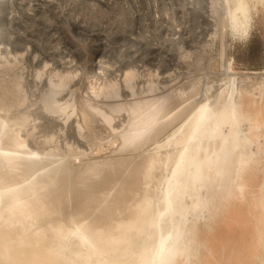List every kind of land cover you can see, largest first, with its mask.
Masks as SVG:
<instances>
[{
  "label": "rangeland",
  "instance_id": "obj_1",
  "mask_svg": "<svg viewBox=\"0 0 264 264\" xmlns=\"http://www.w3.org/2000/svg\"><path fill=\"white\" fill-rule=\"evenodd\" d=\"M37 1L41 3L39 12L26 10L28 8L25 9L23 5L20 6L14 3L11 7V4L8 6V3H4L7 7H3L0 13V47L23 45L25 48L20 51H29V56H25L20 65L25 68L24 71L26 74H29L31 78L34 76L32 81L35 83L32 84L33 86L25 87V90L27 88L31 90H26L27 97L30 96L27 100L30 99L31 101L29 100V103L26 102L25 106L18 105L17 107L15 103L16 95L12 91V87L8 85L9 82H7V80H9L10 73H12L13 70L18 72L21 70V67H19V64L14 65V67L13 64L15 63L12 62L14 59L10 61V57H7L4 51L5 48H2L3 50H0V67L3 66L0 72V107L4 109L0 108V114L18 117L23 113L24 109H26L24 111H29L31 117L29 118L28 128L34 126V132L35 134L37 133L39 137L43 134H50L48 137L45 135L41 137L42 139H48L44 141L45 146L43 145L46 151L50 149L53 150L55 149L54 147H57L56 149H58L59 152L62 151L60 153L68 155L69 152L73 153L74 151L75 153V151H79L78 149H86L85 146H88L86 149L88 156L84 155V157H82L83 163H85L84 166L86 164L88 167L93 168L100 166L94 169L96 174L93 173L92 175L91 171L90 173L92 176H89L96 180L97 177L101 176L100 173H102V170L100 169H102L103 166L105 169L103 168L102 174L104 176L109 175V177L106 176V180L100 177L97 181H93L94 192L96 191L95 189L98 182L101 183L99 185H102L105 181L104 185L99 187L101 189L97 190L96 193L101 194L105 191L107 193L109 190L108 193L112 195L111 192L115 189L116 191L120 189L117 186L119 184L118 180H120L121 184L123 182V185L126 186L123 190L121 189L122 192L129 190L128 181L126 180L127 183H125L124 180L133 170L131 165H134L135 162H140L141 160L139 159H141V157L147 155L151 148L153 149L157 144L165 141L179 126L178 122H176L177 124L173 125L175 127L172 126L170 128L171 130L168 132L166 131L160 134L156 142L149 144L139 151L127 148V151L124 150L125 148L122 149V146H124L122 144L123 141L117 134L128 126L130 119L129 113L126 112V110L116 111L117 113L113 112L114 114L112 117L114 116L116 118L113 117L114 120L110 124L108 121L106 124V119L102 120L103 118L98 115L99 111L111 115L109 103L113 98L109 95L110 91L109 93L107 92L110 86L107 88L105 87L107 86L106 82L108 80L110 81L111 79L114 83V81H117L119 78L120 81H115L116 86L119 85L117 86L118 90H124V92L127 90L126 94L130 91L132 92L134 87L135 92L144 91L143 93H145L152 85L156 87L157 84L158 87H156L157 91H155V93L165 92L166 90L169 92L171 88L172 90L174 88L178 90L183 87L186 88V90L188 89L189 92L191 90L190 93H187L195 96L193 99V96L190 97V95L187 94L189 98H192L187 102L190 106L206 99L208 96H215L221 90L227 94L234 85H237L239 91L237 103L240 106L238 107L236 116L227 118L228 125H226L227 130L224 135L221 134L219 139L207 137L200 141L199 146L197 145L198 143H190L191 148H193L194 156L202 161L201 170H199L198 167L193 168V172L196 176L195 178L198 177L199 181L198 184L191 189L190 194L192 196L187 198V193L182 196H178L176 195L177 193H175L173 195L174 197L172 196V201L175 206L174 217L176 223L180 226V231L183 234L182 237L186 240V245L176 257H173L171 264H245L248 263V254L250 252L249 244L254 245V253L251 256L250 264H264V208L259 197H254L248 191V189L253 187H255L256 191H260L264 178V116H261L259 110V107L264 104V6L259 5L258 10L253 11L255 20L253 29L248 36L241 37L239 35L234 36L233 33L235 34V32L232 33L231 23L226 21L224 17L222 18V16L220 18L215 17L218 16V9L215 8L217 12L214 11L215 9L211 10L210 2L207 1L205 5L204 0L203 3L202 0H176L174 8H171L174 14V24L179 25L184 23L190 26L203 25V29L190 27L181 30L167 29V25L169 24L166 20L156 22L153 19V13L155 11L154 0H126L125 4H120L119 1V3L113 2L108 10L98 12H95L90 4H81L78 3L77 0H34L32 2L34 3ZM159 2H162V0H159ZM161 6L162 5L159 3L160 11H162ZM203 12H205V15ZM217 19L220 20L218 21ZM94 41L98 43L106 41L109 45L107 47V61L97 64L96 62L85 59L86 53L91 52ZM182 47L185 48L182 49ZM224 48L225 51H223ZM183 50L186 53L188 51V53L186 54ZM36 55L37 57H35ZM8 61L9 63H7ZM228 61L234 63V68L238 74L231 73L228 70ZM9 64H11V66ZM130 69L134 70L137 79L135 78L133 81L131 79L133 85H129L132 88L129 86L125 87L127 88L125 89L124 86L126 85L123 82V76L126 72L125 70ZM67 71L69 73H67ZM60 72H62V74ZM168 73L171 74L168 75ZM72 74L77 75L73 76ZM137 74H139V76ZM66 75L70 76L69 79H71L70 81L74 83V85L72 86V84L69 83L65 85L66 89L64 86L63 88L62 85H60L63 89L56 94L55 91H58L57 88L59 86L57 88H52L50 86H57L58 81L59 84H61L60 79ZM115 75L117 77H115ZM66 79L69 80L68 78ZM52 80L54 83H52ZM162 85H165L164 88ZM74 86L75 88L72 90ZM51 88L54 89L53 92L55 94L51 91ZM137 88L141 89L136 91L138 90ZM68 89H71L70 92ZM128 89L130 91H128ZM131 92L130 94L128 93V99L133 98ZM247 92H251L255 96L250 97L246 94ZM126 94L122 92V97ZM51 95L55 96V101H61V103H54V100L52 101L51 99V104L53 105L44 106V104H46L44 100ZM41 96L45 97V99L43 98V100ZM62 96L65 100L61 98ZM188 97L186 96V98ZM82 100L86 103L88 102V105L84 104ZM255 100L259 101L257 106L259 113H252L247 108V104H251ZM68 101L69 103H67ZM176 101L178 102H175L173 105L175 106L178 104V107L176 106L175 108L177 109L174 110L175 108H173L172 105L173 112L171 113L177 112L183 105H179L181 100ZM9 103L12 105H8ZM65 103L68 107L65 106ZM56 104H58L59 107L60 105L63 108L66 107L65 109L67 110L65 111L63 108H59ZM89 104L90 108L92 105L93 107H95L96 104L98 105L94 108L95 110L92 108L97 112V115L95 112H93L95 114L89 113L88 111L90 108L89 110L86 107L83 108V106L89 107ZM55 106L60 109V112L58 110L59 113L56 112V116H52L53 112L57 111L55 110L57 109ZM25 107H27L28 110ZM51 107H54L55 111L51 112L52 114L50 115V113L48 114V110ZM98 107L99 111L97 110ZM79 108L84 109L82 110V112L85 111L83 114L86 113L89 118H86L88 116H82L81 109ZM14 109L17 111H14ZM18 111H20V113ZM50 111L52 110L50 109ZM16 112L17 114H14ZM91 115H96L95 117H98L99 120L94 118V116H92V118ZM42 117L45 120L42 119ZM52 117H54V119L57 117L61 122H58L57 118V121H55ZM82 117L83 119H81ZM86 119H89L90 124ZM81 120H84V122ZM49 121L50 124H53L51 125L52 128L51 126L49 127V124L48 126L46 125ZM53 121H55V123ZM74 123H76L77 126L80 125L82 130L77 126L76 129ZM115 123L118 125L116 126ZM56 124H58V126ZM85 125L92 126L89 128ZM113 125H115L114 127L118 133L116 130L114 131L115 128H110L113 127ZM42 126L43 128H41ZM76 130H78V132ZM79 130L81 131V135ZM75 131L79 133L80 136L76 134ZM91 133L96 135L95 137L97 138H93ZM51 135L54 136V138H52L53 140L50 138L52 137ZM81 138L85 141L84 147H81L77 141ZM49 139L52 141H49ZM93 139L95 142H92L94 141ZM48 141L49 145L46 144ZM42 143L40 144L41 146ZM57 144L59 145L57 146ZM173 146L174 143L169 148L171 149ZM125 157H129L127 163L131 166L130 168H128L126 162L120 164V159ZM133 160L136 161L134 162ZM86 161H89V164ZM116 163H118V165ZM107 164L110 165V168ZM84 166L82 169L85 168ZM122 166H124V168L127 166L123 172L120 168ZM113 167H116L115 170ZM162 167H159L157 173H165L166 168L164 166ZM131 168L132 170L130 172L129 169ZM117 169H120V173H123L125 176L124 179L122 178L123 175L121 176ZM108 170L109 174L107 173ZM162 170H164V172H162ZM128 173L129 175H127ZM112 175H116L114 178H117L111 179L110 177H112ZM119 175L121 176L120 178H118ZM109 178L112 185L116 184V188L114 186H111L109 189L107 188L110 184ZM157 178L160 179L159 177ZM158 179L154 180L153 183L155 182V184L158 185L160 183ZM113 181L115 182L112 183ZM155 184H152V187ZM80 186L78 189H83ZM112 187L115 189L113 188L114 190H112ZM73 189L75 188L73 187ZM118 192L120 191L118 190L117 193L112 195L113 197L110 196V198L117 196ZM92 193L93 191H91L88 196L93 195ZM102 195L104 196L106 194L104 193ZM86 196L87 195L83 196V198ZM100 196L101 195L98 196V199ZM90 200L91 197L84 202ZM101 200H97L100 203L97 201L91 203V207L94 206L93 204L96 205L97 203H99L97 204L99 206ZM76 202L78 201L75 200V203H72V205H76ZM109 202L104 203L105 205L103 204L100 208H98V206H94V208L95 210L97 208L102 209L101 212H104L99 214H101V216L105 215L106 217L108 214L105 212V206L107 203L109 204ZM72 205L70 204L71 207ZM77 205L73 208L69 207L70 211L67 209V211L65 210L66 213L62 212V214H66L65 216L61 214V216L57 215L59 218L57 216L51 217L50 219L48 218L49 220L46 218L43 225L55 224L56 220L62 219L63 221H69L67 216L70 215L67 212L72 213L75 211ZM98 209L96 212L100 211ZM96 212L94 214H96ZM98 215L96 217H101ZM258 224L260 229H258ZM150 228L147 229L149 233L155 232L153 228ZM0 232V239L5 236L12 239L9 244H7L9 246V251L5 249V245L0 244V264H36V262H38V264H71L62 254H58L53 249H50V238L42 239L34 236L27 238L24 236L23 239L25 241L20 242L14 231L10 230L7 231L8 233H5L4 230H1ZM1 242L2 240H0V243ZM149 250L146 251L149 252ZM154 250L156 251V249ZM22 251L24 252L22 253ZM146 251L137 256H142L140 264L144 263L143 257L147 258L144 256L146 255L145 253H147ZM147 254L148 257L151 256L149 253ZM111 255L112 253L109 255L106 254L105 256L107 259L106 261L109 262L111 259L110 262L112 264L114 261H117V255L115 253ZM102 256L99 258L105 262V258ZM107 256L110 257L107 258ZM27 257L28 259H26ZM111 257H113L114 260ZM135 260L136 258H130L124 262L126 264H135ZM149 261L146 264H150Z\"/></svg>",
  "mask_w": 264,
  "mask_h": 264
},
{
  "label": "bare ground",
  "instance_id": "obj_2",
  "mask_svg": "<svg viewBox=\"0 0 264 264\" xmlns=\"http://www.w3.org/2000/svg\"><path fill=\"white\" fill-rule=\"evenodd\" d=\"M32 1L0 0V13L2 12L3 7H7V5H5L6 3H8V6H10L11 4V7L15 3V4H19L20 6L21 5L25 6V9L28 8L26 10H33L35 12H39L41 3L39 1L33 3ZM210 4L212 8V9L210 8L211 10H214L215 8L218 9V16L215 17L220 18L222 16V18L224 17L226 21L231 23V29L233 30L232 33L235 32V34L233 33L234 36L239 35L241 37H246L250 33L252 22L254 20L253 11H257L259 5L264 6V0H212L210 1ZM217 9H215L214 11H216ZM2 48H5L4 51L6 52L7 57H10V61L14 59V61H12L13 63H15L13 64V66L18 64L20 65V63L24 60V57L29 56L28 53L29 51L28 52L27 50L20 51L25 48L23 45H14L13 47H9V46L0 47V50ZM183 48L185 47H182V49ZM223 51H225V48L223 49ZM35 57H37V55ZM7 63H9V61ZM9 65L11 66V64ZM2 67H0V72ZM19 67H21V70L17 69L19 70L18 72L16 70H13L12 73H10L9 80H7V82H9L8 85L12 87V91L16 95L15 103L17 104V107L18 105L25 106L26 102L29 103L31 101L30 99H29L30 101L27 100V98H29L30 96L27 97L28 95L26 94V90L28 88L25 90V87H30L33 86L32 84H35L32 81V78L34 76L31 78L29 74H26V72L24 71L25 68L22 65H20ZM227 68L231 73L238 74L234 68V63L232 61H228ZM125 71L123 76L124 78L123 82L126 86H124V88L129 87L130 86L129 84L133 85L131 79L133 81L137 77L135 76L136 73H134V70L130 69ZM39 72L40 71L38 70V73ZM60 73L62 74V72ZM67 73L69 72L67 71ZM170 74L168 73V75ZM137 75L139 76V74ZM65 77L68 79L70 78L69 75L63 76L62 77L63 79L62 78L60 79L61 84H59L58 81L57 86L54 87L53 84H52L53 86H50L52 88H57L59 86L57 88L58 91H55L56 94L57 92L62 91L64 87L66 89L65 85L69 83H71L72 86L74 85V83L70 81L71 79L67 80ZM115 77L117 76L115 75ZM112 81L113 80L110 79L109 81L110 84L108 83L109 84L108 85L106 82L107 86L104 85L106 88L110 86L107 92L109 93L110 91L109 95L110 97L113 98L109 103L111 109L110 110L111 115H107L105 114V112L99 111L98 110L99 107L97 108V110L99 111L98 115L103 118L102 120L106 119L105 120L106 124L107 121L109 122V124L112 123L114 118H116L114 116H113L114 118L112 117V115L114 114L113 112L126 110V112L129 113L130 119L128 126L126 128L122 129L118 133V131L114 127L115 125H113V127H110L112 129L115 128L114 131L116 130L118 133L117 135L122 138L123 141L122 144L124 145L122 146L123 148L121 147L122 149L125 148L124 150L126 151L127 149L139 151L145 148L146 146H148L149 144L156 142L160 134L171 130L170 128L174 124L176 125L177 124L176 122H178L179 127H177V129H175L167 137L165 141L162 140L163 142L160 143L158 142L159 144H157L153 149L151 148V150L148 151L147 155H144L143 157H141V159H139L141 160L140 162L138 161L136 163L135 162L136 160H133L136 164L134 163V165L133 164L131 165L133 170L132 168L129 169L130 172L132 170L130 175L129 173L127 174L129 176L125 178L123 173H120V169H117L118 172L121 174V176L123 175L122 178L123 179L125 178L124 180L125 183H127L126 180L128 181L129 190L126 192L124 191L122 192L123 188H125L126 186L123 185L124 184L123 182L121 184L120 180H118L119 184L117 186L120 189H117V191L119 190L120 192H118L117 196H115L114 198H110V196L113 197L112 195L117 193L115 189L116 184L112 185L110 178L115 179L117 177L114 178V176L116 175H112V177L108 179L110 181L108 182L111 185L107 182L109 184V187L107 186L108 189L111 188V186L115 187V188L112 187V190L115 189L114 191H116V192L113 191L114 193L111 192L110 189L112 195L108 193L109 190L107 191V193L106 191L104 192L106 194L104 196L102 195L104 194L103 192L101 194L96 193L97 190L101 189L99 187H102L105 181L102 183V185H99L101 183L98 182L97 187L99 189L96 187L95 189L96 191L94 192L93 189L94 182L97 181L100 177L106 180L107 179L106 176L109 177V175L104 176L102 174L103 170L105 169L103 166L102 169H100L102 170V173H100L101 176L97 177V179L95 178L96 180L92 179L91 176L93 175V173H95L94 169L100 166H96L94 168L88 167L87 164L84 166L85 163H83L82 157L88 154V152L86 151L88 146H85L84 139L82 140L81 138L80 140L77 141L79 142L81 147L85 146L86 149H82L80 147L81 149H78L79 151L77 150L78 152L75 151V153L73 151V153L69 152V154L66 155L64 153H60L62 151L59 152L58 149H56L57 147H54L55 149L53 150L49 148L50 150L46 151L45 148H43V145L45 146L44 141L45 140L47 141L48 139H42L41 137L43 135L48 137V135L50 136V134L48 135L43 134L39 137V135L36 133L37 134L36 136L34 132L35 131L34 126L28 128L29 118L31 117V113L29 111H24L26 109L22 108L24 109L23 113L20 114L19 116L16 115L18 117H12L8 114L5 115L0 114V231L4 230L5 233H8L7 231L10 230L14 231L16 236L18 237L17 238L18 241L20 242L25 241L23 239L24 236L27 238L31 236L40 237L42 239L50 238V242H49L50 249H53L58 254H62L69 262H71V264H111L110 262L111 259L109 263L108 261H106L107 259L105 256L106 254L109 255L110 253H112V255L113 253L117 255V256L115 255L117 261L116 262L114 261V263L112 264H126L124 261L130 258H136L135 264H140L142 261L141 260L142 256L141 257H137V256L149 249L154 255L151 254L150 250L149 252L146 251L151 256L148 257V254L145 253L146 255L144 256L147 257V258L143 257L145 259V260L143 259L145 264L149 260H150L149 261L150 264H171V260L173 259V257H176L178 253L181 250H183L186 245L185 244L186 240L182 237L183 234L180 231L181 230L180 226L178 225V223H176V219L174 217L175 206L172 201V196L175 193H177L176 195L178 196H182L187 193L188 195L187 198L189 196H192L190 194L191 189L195 187V185L198 184L199 181L198 177L195 178L196 176L193 172V168L198 167L199 170H201L202 161L198 160L194 156L193 148H191L190 143L191 142L198 143L197 145L199 146L200 141L207 137L213 139L214 138L219 139L221 137V134L224 135V133L227 130L226 125H228L227 118L230 116L232 117L236 116L238 107L240 106L237 103V95L239 92L238 87L237 85H234L231 91L228 90L229 92L227 94H225L221 90L213 97L208 96L206 98L205 96L206 99L196 102L195 104L190 106V104L187 102L189 101V99L192 98L194 99L195 96L189 94L191 90L189 92L188 89L186 90V88H183L182 86H181L182 88L178 90L176 88L172 90L171 88V91L169 92L166 90L167 92L165 91L158 93L157 92L155 93V91H157L156 87H158V84L156 87H154L153 85L152 87L149 86L150 88L148 90L146 89L147 91L145 93H143L144 91L142 92L139 91V89L141 88L139 89L137 88L138 90L136 91L139 92H135V87L133 86L134 88L132 89V92L128 89V91L132 93L133 98L128 99L127 97L130 94V92H128L129 94L128 93L126 94L127 90H125V92L124 90L123 91L118 90L117 86L119 85L116 86V82L120 81V79L118 78L117 81L115 80L116 82L114 81V83ZM52 83H54V81ZM60 85L64 87L62 88ZM73 88H75V86L72 87V90ZM53 90L54 89H52L51 91L53 92ZM122 92L123 94L124 93L126 94L124 97H122ZM187 94L190 95V97L191 96L193 97L189 98ZM246 94L250 97L255 96L251 92H247ZM186 96L188 98H186ZM41 98L45 99V97L42 96ZM61 98H63V96ZM51 99L52 101L54 100L53 101L54 103H59V104L61 103V101L60 102H57V100L55 101V96L51 95L50 97L49 96L46 97V99L44 100V102L46 103L44 104V106L45 105L50 106L52 102ZM176 100L179 101L181 100L180 101L181 103L179 105L181 104L183 105L181 106L180 109L177 110V112L171 113L173 112L172 111L173 108H175L176 106L178 107L177 103H176L177 105L175 106L173 105L175 102H178ZM69 101L67 103H69ZM83 102L84 104L88 105V102L87 103L85 101ZM90 104L89 107L83 106V108L86 107L89 110ZM258 104L259 101L255 100L253 103L249 104V106L253 111H257ZM8 105H10V103ZM52 105L53 104H51V106ZM66 105L67 104L65 103V106ZM96 105L95 107H93L92 105V107L90 108L91 112L90 110L87 111L91 114L95 112L97 115V112L94 111ZM58 107L55 106V108H57L55 110L57 111L54 110V107L49 108L48 110L49 112L47 111L48 114L50 113L51 115L52 114L51 112L55 111L53 112L52 116L53 115L56 116L55 113L60 112L59 108L60 107L61 109L63 108L61 105L59 108ZM66 107L63 108L65 111L67 110L65 109ZM50 109L52 111H50ZM176 109L177 108H175L174 110ZM15 110L16 109H14V111ZM82 110L84 109H81L82 116L84 117L88 116L86 115V113L83 114V112L85 111L82 112ZM18 112L20 113V111ZM102 113L105 118L103 117ZM14 114H17V112ZM96 115H91V117L94 116V118H96L95 117ZM52 118L54 119V117ZM56 118L54 119L55 121L58 120V118L57 120ZM86 118H89V116ZM42 119L44 118L42 117ZM81 119H83V117ZM96 119H98V117ZM50 121L46 124L47 126L49 124V127L53 125L50 124ZM55 121L53 122L55 123ZM81 121L84 122V120ZM87 121L90 124L89 119ZM58 122H61V120H58ZM74 124H75L74 127L76 129L78 127L80 128V130H82L80 125L77 126L76 123ZM56 125L58 126V124ZM92 125H88V126L85 125V126L90 128V126ZM117 125L118 124H116V126ZM41 128H43V126ZM76 131L78 132V130ZM79 133L81 135V131ZM79 133L76 134L79 135ZM91 135L93 138L95 139L97 138L95 137L96 135L92 133ZM51 136H52L50 137L51 139L54 138L53 135ZM75 136L78 137L77 135ZM51 139H49V141L53 140ZM49 141L46 144H48ZM92 142H95V140ZM41 143L42 146L40 145ZM173 143L174 146L173 148L170 149L169 147ZM58 145L59 144H57V146ZM128 161H129V157L122 158L120 159V164H123L125 162L127 163ZM116 164L118 165V163ZM83 166L85 167L84 169H82ZM127 166L128 168L131 167L128 165V163ZM127 166H125V168L124 166H122L123 168L120 167L122 169V172L123 170L126 169ZM162 166L166 168L165 173L164 174L157 173L159 167ZM108 167L110 168V165H108ZM91 171H92V175L90 173ZM162 172H164V170H162ZM107 173L109 174V170ZM121 176L119 175L118 178H120ZM157 177H159L160 179H158ZM156 179L160 180V183L158 185H156L155 182L153 183V181ZM114 182L115 181H113L112 183ZM152 184L155 185H153L152 187ZM79 186L82 187L83 189H78ZM73 187L75 189H73ZM91 191H93L92 193L93 195L88 196V194H90ZM248 191L254 197L257 196L259 197V199L262 202V206L264 208V178L261 184L260 191H256L255 187L248 189ZM85 195H87L88 197L86 196L85 198H83V196ZM99 195H101L99 198L100 200L103 197L104 198L101 200V204L98 206L97 204L100 203L99 201H97L99 200L98 199ZM89 197H91V200L84 202L85 200H89ZM75 200L78 201L76 202V205L78 203L77 208H75L76 212L75 211H73L74 213L67 212L70 215L67 216V219L69 218V221H63V219L61 218L62 220L55 219L56 220L55 224L46 225V226L43 225V222L45 221L46 218L50 219L51 217L57 215L61 216L62 212H65V210L67 211V209L69 210L70 209L69 207H71L70 204L71 205L72 203L74 204ZM94 201L99 202L96 205L93 204L96 207L98 206V208L102 207L104 203L110 201L109 204L107 203V205L105 206V210H106L105 212H107L108 214L106 217L105 215L101 216V214H99L104 212V211L101 212L102 209L97 208L100 211L96 212L97 209L95 210L94 206L91 207V203H93ZM76 205L74 206L72 205L71 208L75 207ZM95 212L96 214L98 213L99 215L98 214L97 215L101 217H96L97 215L94 214ZM65 213H63L64 215L62 214V216H65L66 215ZM57 217L59 218V216ZM150 227L153 228L155 232L149 233V230L147 229ZM258 229H260L259 224H258ZM1 238L2 239L0 240H2V242L0 244L5 245L6 246L5 249L9 251V246L7 244H9V242L12 239H10V237L7 236ZM253 248L254 245L249 244L250 252L248 254V263L245 264H250L251 256L254 253ZM154 249H156V251ZM23 252L24 251H22V253ZM100 256L105 258L104 259L105 262L103 260H100L99 258ZM109 257L107 256V258ZM111 258L113 259V257ZM26 259H28V257ZM36 264H38V262H36Z\"/></svg>",
  "mask_w": 264,
  "mask_h": 264
},
{
  "label": "built area",
  "instance_id": "obj_3",
  "mask_svg": "<svg viewBox=\"0 0 264 264\" xmlns=\"http://www.w3.org/2000/svg\"><path fill=\"white\" fill-rule=\"evenodd\" d=\"M32 1V0H31ZM120 2V4H125L126 0H77L78 3H88L91 5V8L95 11H104V10H108V8L111 7L112 3H117ZM138 1V0H135ZM196 1H200V0H196ZM210 2L211 0H204V4L206 5V3ZM118 2V3H119ZM154 6H155V11L153 13V19L156 22H159L160 20H166V22L169 24L167 25V29H176V30H181V29H188L190 27H198L200 29H203V25H199V26H190L187 24H179L176 25L173 22V17L174 14L171 11V8H174V4L176 2V0H162V2H159V0H154ZM159 3L162 5V11H160V7H159ZM203 3V0H202ZM205 15V12H204ZM206 17V16H205ZM230 23V22H229ZM94 36V35H93ZM109 45L107 44L106 41L103 42H95L92 44V50L90 53H86V60L89 61H93L96 63H101V62H105L108 60V54H107V47ZM76 55H81V54H76Z\"/></svg>",
  "mask_w": 264,
  "mask_h": 264
},
{
  "label": "crops",
  "instance_id": "obj_4",
  "mask_svg": "<svg viewBox=\"0 0 264 264\" xmlns=\"http://www.w3.org/2000/svg\"><path fill=\"white\" fill-rule=\"evenodd\" d=\"M254 18V17H253ZM254 21L255 20H253V22H252V27H251V30L250 31H252V29H253V25H254ZM240 104H241V102H240ZM242 107H244V106H242ZM247 108L249 109V111H251L252 113L254 112V113H259V110H260V112H261V116L263 115L264 116V104H263V106H260L259 107V110L258 111H253L251 108H250V106H249V104H247ZM244 109H246V108H244ZM259 115V114H258ZM263 123V122H262Z\"/></svg>",
  "mask_w": 264,
  "mask_h": 264
}]
</instances>
